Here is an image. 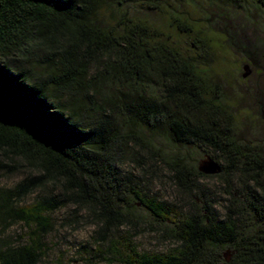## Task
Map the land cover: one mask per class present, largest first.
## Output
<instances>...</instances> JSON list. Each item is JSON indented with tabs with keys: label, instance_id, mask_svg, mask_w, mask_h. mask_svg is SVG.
<instances>
[{
	"label": "trees",
	"instance_id": "16d2710c",
	"mask_svg": "<svg viewBox=\"0 0 264 264\" xmlns=\"http://www.w3.org/2000/svg\"><path fill=\"white\" fill-rule=\"evenodd\" d=\"M141 1L151 9L158 0H0V181L27 174L0 188V232L23 230L19 245L0 240V264H40L50 216L67 206L94 220L118 264H264L258 149L223 123L228 111L205 72L147 23L100 19L112 3ZM165 145L193 157L209 152L220 174L199 173L198 163L167 155ZM157 164L180 208L146 191ZM203 180L221 183V213ZM147 218L171 248L137 250Z\"/></svg>",
	"mask_w": 264,
	"mask_h": 264
},
{
	"label": "rangeland",
	"instance_id": "374dc122",
	"mask_svg": "<svg viewBox=\"0 0 264 264\" xmlns=\"http://www.w3.org/2000/svg\"><path fill=\"white\" fill-rule=\"evenodd\" d=\"M152 4L151 9H147L144 1L123 4L121 9H117L112 3L103 8L100 19L106 26L116 25L123 15L135 22H145L156 32L160 42L178 50L204 71L214 98L230 116H222L223 123H230L239 141L252 152L257 148L264 159V8L255 0H158ZM245 65L249 67L250 75L243 79L242 68ZM164 151L169 156L177 155L196 165L204 156H210L209 152L204 154L201 150L200 156L196 154L193 157L166 145ZM152 172V181L147 177L149 186L146 191L149 195L180 208L182 200L169 181L166 167L157 164ZM26 177V172L4 175L0 188H12ZM200 186L216 202V210L221 213L220 207L225 199L221 183L203 180ZM50 191L51 187L45 190ZM38 195L36 193L25 200V204H31ZM137 214L145 216L141 210ZM50 219L54 222L53 230L43 240L44 255L40 264H118L107 254V246L102 247L99 227L85 212H77L67 206L53 213ZM142 221L151 223V226L148 225L149 229L143 227L146 229L139 232L141 235L133 241L139 252L160 253L173 246V243L160 239L151 220ZM126 232L122 229L113 236ZM4 238L12 245H19L23 230L15 226L5 234L0 232V240ZM226 252L228 255V250Z\"/></svg>",
	"mask_w": 264,
	"mask_h": 264
},
{
	"label": "water",
	"instance_id": "95a60500",
	"mask_svg": "<svg viewBox=\"0 0 264 264\" xmlns=\"http://www.w3.org/2000/svg\"><path fill=\"white\" fill-rule=\"evenodd\" d=\"M242 70L244 72L242 78L246 79L250 75L249 67L245 65ZM197 169L199 173L205 176H216L221 172L220 166L208 156L198 162Z\"/></svg>",
	"mask_w": 264,
	"mask_h": 264
}]
</instances>
